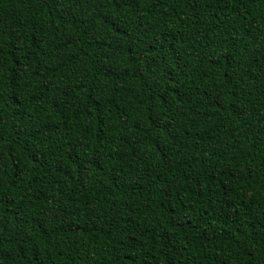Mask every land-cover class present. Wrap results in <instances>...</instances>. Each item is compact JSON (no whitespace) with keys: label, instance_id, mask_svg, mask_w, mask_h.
Segmentation results:
<instances>
[{"label":"trees","instance_id":"trees-1","mask_svg":"<svg viewBox=\"0 0 264 264\" xmlns=\"http://www.w3.org/2000/svg\"><path fill=\"white\" fill-rule=\"evenodd\" d=\"M0 264H264V0H0Z\"/></svg>","mask_w":264,"mask_h":264}]
</instances>
